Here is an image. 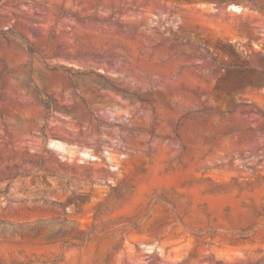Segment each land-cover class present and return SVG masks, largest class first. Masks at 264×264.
Segmentation results:
<instances>
[{
	"label": "rangeland",
	"instance_id": "rangeland-1",
	"mask_svg": "<svg viewBox=\"0 0 264 264\" xmlns=\"http://www.w3.org/2000/svg\"><path fill=\"white\" fill-rule=\"evenodd\" d=\"M262 71L264 0H0V264H264Z\"/></svg>",
	"mask_w": 264,
	"mask_h": 264
},
{
	"label": "trees",
	"instance_id": "trees-1",
	"mask_svg": "<svg viewBox=\"0 0 264 264\" xmlns=\"http://www.w3.org/2000/svg\"><path fill=\"white\" fill-rule=\"evenodd\" d=\"M30 54H32V51L29 49L28 50ZM239 69V73L240 75L247 73V76L242 79V81H240V83L237 86V88L239 86H245L247 84V82H250V85H254V81H250L249 76L253 75L255 73V68L252 67H247V66H241L238 68ZM262 75H264V72H261ZM39 94V93H38ZM40 96V95H39ZM40 98V97H39ZM41 104L47 109V110H51L52 109V104L48 99H39Z\"/></svg>",
	"mask_w": 264,
	"mask_h": 264
}]
</instances>
